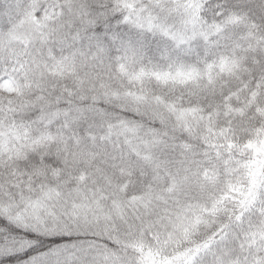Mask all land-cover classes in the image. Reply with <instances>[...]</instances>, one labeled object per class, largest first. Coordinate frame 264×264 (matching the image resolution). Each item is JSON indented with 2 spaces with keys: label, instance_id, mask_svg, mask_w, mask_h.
<instances>
[{
  "label": "snow or ice",
  "instance_id": "1",
  "mask_svg": "<svg viewBox=\"0 0 264 264\" xmlns=\"http://www.w3.org/2000/svg\"><path fill=\"white\" fill-rule=\"evenodd\" d=\"M0 264H264V0H0Z\"/></svg>",
  "mask_w": 264,
  "mask_h": 264
}]
</instances>
